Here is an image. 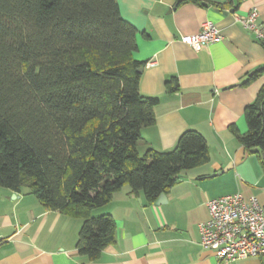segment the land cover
Wrapping results in <instances>:
<instances>
[{
  "label": "trees",
  "instance_id": "1",
  "mask_svg": "<svg viewBox=\"0 0 264 264\" xmlns=\"http://www.w3.org/2000/svg\"><path fill=\"white\" fill-rule=\"evenodd\" d=\"M136 39L118 0H0V186L82 219L78 252L90 261L115 242L114 218L93 216L115 193L129 186L155 204L182 172L210 162L205 138L192 130L170 152L140 154L159 99L140 93ZM166 87L180 90L175 79ZM245 118L238 141L257 150L264 169V86Z\"/></svg>",
  "mask_w": 264,
  "mask_h": 264
},
{
  "label": "crops",
  "instance_id": "2",
  "mask_svg": "<svg viewBox=\"0 0 264 264\" xmlns=\"http://www.w3.org/2000/svg\"><path fill=\"white\" fill-rule=\"evenodd\" d=\"M118 0L122 18L137 30L134 59L144 63L140 93L158 98L156 123L142 130L138 150L170 152L189 131L201 134L210 162L180 175L179 183L160 204H149L143 192L129 186L93 216L111 215L115 242L96 261L78 252L84 221L47 211L33 195L0 186V264H219L200 244L199 225L209 220V199L240 193L264 207V169L257 150L248 151L236 133L248 131L246 108L264 86V46L236 22L256 8L264 25V0L187 2ZM217 5L221 6L220 8ZM213 23L223 36L197 48L185 36ZM177 80L179 92L167 83ZM236 130V131H234ZM233 264H264V256Z\"/></svg>",
  "mask_w": 264,
  "mask_h": 264
},
{
  "label": "built area",
  "instance_id": "3",
  "mask_svg": "<svg viewBox=\"0 0 264 264\" xmlns=\"http://www.w3.org/2000/svg\"><path fill=\"white\" fill-rule=\"evenodd\" d=\"M254 8L247 16H237L244 30L264 46V25ZM223 40L221 31L211 22H204L201 31L185 36L182 43L197 48L201 44H216ZM209 220L199 225L200 244L215 254L219 264L264 256V207L257 198L231 194L207 202ZM7 240L0 238V247Z\"/></svg>",
  "mask_w": 264,
  "mask_h": 264
},
{
  "label": "water",
  "instance_id": "4",
  "mask_svg": "<svg viewBox=\"0 0 264 264\" xmlns=\"http://www.w3.org/2000/svg\"><path fill=\"white\" fill-rule=\"evenodd\" d=\"M144 71V69H140L139 70V73L142 74V72ZM166 199V195L165 194H162L157 202V205H160L164 200Z\"/></svg>",
  "mask_w": 264,
  "mask_h": 264
},
{
  "label": "rangeland",
  "instance_id": "5",
  "mask_svg": "<svg viewBox=\"0 0 264 264\" xmlns=\"http://www.w3.org/2000/svg\"><path fill=\"white\" fill-rule=\"evenodd\" d=\"M210 200V199H209Z\"/></svg>",
  "mask_w": 264,
  "mask_h": 264
}]
</instances>
